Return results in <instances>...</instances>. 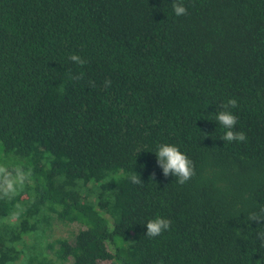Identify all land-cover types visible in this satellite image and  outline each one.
<instances>
[{
    "label": "trees",
    "instance_id": "obj_1",
    "mask_svg": "<svg viewBox=\"0 0 264 264\" xmlns=\"http://www.w3.org/2000/svg\"><path fill=\"white\" fill-rule=\"evenodd\" d=\"M181 2L0 0V158L32 171L0 199V264H264V0ZM232 98L244 142L220 139ZM162 143L193 162L184 185Z\"/></svg>",
    "mask_w": 264,
    "mask_h": 264
},
{
    "label": "clouds",
    "instance_id": "obj_2",
    "mask_svg": "<svg viewBox=\"0 0 264 264\" xmlns=\"http://www.w3.org/2000/svg\"><path fill=\"white\" fill-rule=\"evenodd\" d=\"M172 10L177 17L187 14V8L183 5L181 0H173ZM69 60L83 65L85 61L78 55H70ZM111 81L106 80L105 86H110ZM94 86V85H93ZM238 107L236 99H228L226 103L221 105L222 111H219L215 117L219 125L226 131L220 138L226 143L244 142L247 137L242 131H233L237 125V117L229 110ZM157 164L162 168L163 176H175L177 183L184 185L195 176V168L193 162L187 157L186 154L180 151L178 147L171 144H159L155 151ZM32 171L30 168L25 167L23 162L15 164L10 163L7 158H0V199H12L18 191L30 180ZM155 173L152 174V178ZM132 183L139 184L141 179L136 175L129 177ZM247 221L256 222L257 224L264 225V207L259 211L250 212ZM146 236L155 238L161 235L164 231L170 230L171 221L162 217L149 220L146 223ZM257 239L260 241V247L264 248V231L257 232Z\"/></svg>",
    "mask_w": 264,
    "mask_h": 264
},
{
    "label": "rangeland",
    "instance_id": "obj_3",
    "mask_svg": "<svg viewBox=\"0 0 264 264\" xmlns=\"http://www.w3.org/2000/svg\"><path fill=\"white\" fill-rule=\"evenodd\" d=\"M53 225L48 230L47 236L52 241L57 238H68L71 241L74 240L76 233L81 228L78 223H64L59 219L53 220ZM33 237L27 238L28 241H32ZM99 264H111L109 261H100Z\"/></svg>",
    "mask_w": 264,
    "mask_h": 264
}]
</instances>
